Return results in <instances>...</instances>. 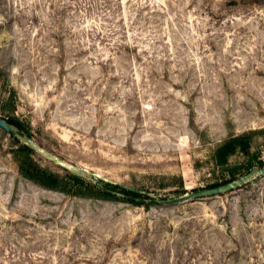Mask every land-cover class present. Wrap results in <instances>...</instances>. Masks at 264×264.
<instances>
[{"label":"rangeland","instance_id":"1","mask_svg":"<svg viewBox=\"0 0 264 264\" xmlns=\"http://www.w3.org/2000/svg\"><path fill=\"white\" fill-rule=\"evenodd\" d=\"M0 117L111 185L34 183L0 128V264H264V173L168 203L264 169V0H0ZM245 134L250 155L219 166Z\"/></svg>","mask_w":264,"mask_h":264},{"label":"trees","instance_id":"2","mask_svg":"<svg viewBox=\"0 0 264 264\" xmlns=\"http://www.w3.org/2000/svg\"><path fill=\"white\" fill-rule=\"evenodd\" d=\"M11 126L17 128L18 130L23 132V128L19 123L14 122L12 118H5ZM27 136H29L33 141L34 138L30 133L24 132ZM18 138V137H15ZM26 156L21 160L19 163V170L20 173L27 179L33 181L34 183L48 189H59L63 192L67 193H76L81 195H91V196H106L110 193L109 186L110 184H106L105 186H100L97 184L85 185L84 180L81 176L74 174L68 170L67 177L70 179L69 182H66L64 177H60L57 174H54L41 166H39L34 160L31 159L30 153L35 152L30 147L26 146ZM252 149V137L249 134L241 135V136H233L225 141L216 151L215 154V161L219 166H226L229 164L230 159L236 155L238 152H241L245 155H250V151ZM66 177V178H67ZM231 181L226 180L222 183H217L213 185V187H217ZM71 183V184H70ZM115 188H121L116 185ZM73 189H76V192H73ZM122 190L126 191L125 188H121ZM86 191V192H83ZM128 192V191H126ZM129 194H138L129 191Z\"/></svg>","mask_w":264,"mask_h":264},{"label":"water","instance_id":"3","mask_svg":"<svg viewBox=\"0 0 264 264\" xmlns=\"http://www.w3.org/2000/svg\"><path fill=\"white\" fill-rule=\"evenodd\" d=\"M0 128L4 130L6 133L13 137H18L21 138L22 140L25 141V143L30 146L34 151L38 152L39 154H42L43 156H46L59 166L63 167L64 169L71 171L74 174L81 175L83 174V171L77 167L70 166L59 159L55 158L52 154L49 152L45 151L42 147H40L35 141H33L29 136H27L24 132L14 128L11 126L6 120L0 117ZM264 173V169L260 170L258 173L255 170H252L248 174L244 175L243 177H240L236 180H233L229 183L213 187V188H207V189H201V190H196L193 192H190L188 194H185L183 196L173 198L168 200V203H175V202H186L190 200H195V199H201V198H207V197H212V196H218V195H223L229 192H233L235 190H238L242 188L243 186L249 184L251 181H253L257 176L261 175ZM125 188V187H124ZM127 190L138 193V190L126 188ZM135 200V199H134Z\"/></svg>","mask_w":264,"mask_h":264}]
</instances>
